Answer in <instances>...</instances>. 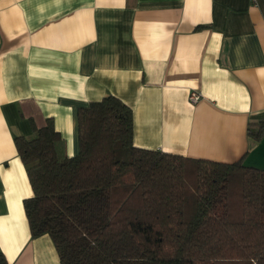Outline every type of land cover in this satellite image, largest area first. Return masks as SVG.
Returning <instances> with one entry per match:
<instances>
[{
    "label": "crops",
    "instance_id": "obj_1",
    "mask_svg": "<svg viewBox=\"0 0 264 264\" xmlns=\"http://www.w3.org/2000/svg\"><path fill=\"white\" fill-rule=\"evenodd\" d=\"M108 95L131 108L136 147L264 170V134L247 135L264 121V0H0L7 264H60L48 235L31 238L14 138L50 118L73 156L77 109Z\"/></svg>",
    "mask_w": 264,
    "mask_h": 264
},
{
    "label": "trees",
    "instance_id": "obj_2",
    "mask_svg": "<svg viewBox=\"0 0 264 264\" xmlns=\"http://www.w3.org/2000/svg\"><path fill=\"white\" fill-rule=\"evenodd\" d=\"M76 119L73 156L50 118L14 138L31 238L48 235L60 264H264V170L136 147L131 108L112 95Z\"/></svg>",
    "mask_w": 264,
    "mask_h": 264
},
{
    "label": "built area",
    "instance_id": "obj_3",
    "mask_svg": "<svg viewBox=\"0 0 264 264\" xmlns=\"http://www.w3.org/2000/svg\"><path fill=\"white\" fill-rule=\"evenodd\" d=\"M199 98H200V95L197 94L196 92H191V93L189 94V100H190L191 102H195V101H197Z\"/></svg>",
    "mask_w": 264,
    "mask_h": 264
}]
</instances>
